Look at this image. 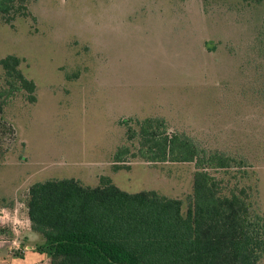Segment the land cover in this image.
I'll use <instances>...</instances> for the list:
<instances>
[{"label": "rangeland", "instance_id": "1", "mask_svg": "<svg viewBox=\"0 0 264 264\" xmlns=\"http://www.w3.org/2000/svg\"><path fill=\"white\" fill-rule=\"evenodd\" d=\"M30 13L0 18V60L20 57L38 87L35 104L19 94L0 114V264L50 263L40 237L13 244L36 183L107 176L186 201L194 163L114 164L126 120L164 118L243 158L264 211V0H35Z\"/></svg>", "mask_w": 264, "mask_h": 264}, {"label": "trees", "instance_id": "2", "mask_svg": "<svg viewBox=\"0 0 264 264\" xmlns=\"http://www.w3.org/2000/svg\"><path fill=\"white\" fill-rule=\"evenodd\" d=\"M33 1L0 0V18L14 27L18 18L31 16ZM21 63L17 55L0 60V114L19 94L31 105L37 102L38 87ZM132 120L121 122L129 144L118 148L114 164L130 158L194 163L192 194L184 202L155 190L129 193L107 176L95 187L76 179L36 183L26 209L49 264H261L264 211L258 186L241 182L251 166L171 131L164 118Z\"/></svg>", "mask_w": 264, "mask_h": 264}, {"label": "crops", "instance_id": "3", "mask_svg": "<svg viewBox=\"0 0 264 264\" xmlns=\"http://www.w3.org/2000/svg\"><path fill=\"white\" fill-rule=\"evenodd\" d=\"M27 210V209H26ZM14 218H16V217H14ZM25 222V221H24ZM26 223V227L22 230L23 232L21 233V236H19V237H12L13 238V244H15V245H17L16 244V242H19V241H21V242H19L23 247L25 246V244L28 242V241H31V237L33 238L35 235H33L32 233H31V227H30V221H29V218H28V215H27V221L25 222ZM25 223H24V226H25ZM28 236V237H27ZM16 239H18V241L16 240ZM16 240V241H15ZM4 241H6L5 239H4ZM4 241H2V242H4ZM8 241V240H7ZM10 254L12 255V252H10ZM12 256H14V255H12ZM14 257H21V256H14Z\"/></svg>", "mask_w": 264, "mask_h": 264}]
</instances>
